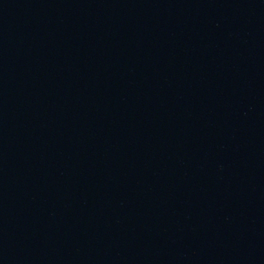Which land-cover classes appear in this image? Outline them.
<instances>
[{
  "label": "water",
  "instance_id": "obj_1",
  "mask_svg": "<svg viewBox=\"0 0 264 264\" xmlns=\"http://www.w3.org/2000/svg\"><path fill=\"white\" fill-rule=\"evenodd\" d=\"M0 264H264V0H0Z\"/></svg>",
  "mask_w": 264,
  "mask_h": 264
}]
</instances>
